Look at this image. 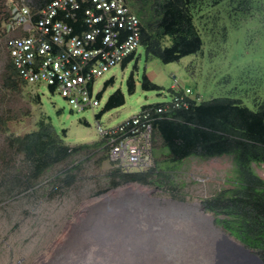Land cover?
Masks as SVG:
<instances>
[{
	"label": "rangeland",
	"instance_id": "obj_1",
	"mask_svg": "<svg viewBox=\"0 0 264 264\" xmlns=\"http://www.w3.org/2000/svg\"><path fill=\"white\" fill-rule=\"evenodd\" d=\"M27 1L7 0L3 11L10 10L12 3L21 5ZM228 5V1L217 6L204 2L195 9V23L203 40L198 53L164 63L159 57L147 56L144 46H139L125 66L115 65L97 80L95 94L104 89L100 105L83 111L75 109L44 83L22 84L17 89L6 87L10 61L7 41L20 31L11 19L2 21L0 264H88L93 259L99 260V264H138L130 253L134 252L133 239L138 237L137 243L141 240L137 234L143 229L142 219L136 213L125 214L129 210L127 202L139 197L142 204L145 200L152 201L149 204L154 211L160 207L173 212L167 229L174 223L177 228L183 221L189 224L193 216V212L171 210L170 204L196 206L211 218L212 228L242 245L204 207L205 200L233 186L236 171L232 156L205 160L189 157L174 162L157 135L154 176L149 178V184L132 182L114 187L116 167L108 160L98 131V122L104 128H113L139 114L144 106L173 101L176 81L190 88V96L199 102L230 98L257 110L264 101V14L258 9H253L250 15L234 13ZM131 75L135 80L132 93L127 84ZM144 75L159 89L145 90ZM110 80L113 83L105 87ZM117 90L124 94L125 103L97 119L109 96ZM42 116L58 132L67 130L66 144L87 146L33 179L29 163L10 147L9 137L36 130ZM254 168L264 177V166L254 164ZM154 178L159 182H154ZM131 189L134 191L130 192ZM200 223L198 227L207 230ZM159 241L167 243L162 238ZM152 251L155 259L171 264L170 257L164 258L167 254L163 247L156 246Z\"/></svg>",
	"mask_w": 264,
	"mask_h": 264
},
{
	"label": "trees",
	"instance_id": "obj_2",
	"mask_svg": "<svg viewBox=\"0 0 264 264\" xmlns=\"http://www.w3.org/2000/svg\"><path fill=\"white\" fill-rule=\"evenodd\" d=\"M6 1L0 0V26L4 19L13 16L11 11L14 3L10 5V10L3 11ZM51 1L28 0L26 4L33 10H39ZM225 1L229 2L228 9L231 12L250 15L253 9H258L259 13L264 14V0H126L141 21L142 45L147 56L159 57L164 63L179 61L202 49L203 40L195 23V9L200 8L204 2L217 6ZM133 58L132 55L123 66ZM112 83L113 80L107 81L105 87ZM22 84L28 83L19 77L10 59L5 85L17 89ZM127 84L132 93L135 90L132 75ZM142 87L145 90L159 89L147 75L143 76ZM188 101V108L170 110L166 117L157 121V135L174 162L189 157L204 160L225 155L233 157L236 171L233 186L205 200L204 207L215 215L228 233L264 261V177L254 168V164L264 166V101L257 110L230 98L201 102L196 98H188ZM124 103V94L117 90L109 96L104 109L96 116L97 119L107 110ZM66 133L67 130L58 132L51 121L42 116L36 130L22 135H10L9 145L23 155L29 163L31 178L37 179L51 167L87 146L72 147L66 144ZM101 141L104 145V141ZM153 169L126 172L116 168L113 186L132 182L147 185L151 180L149 178L154 176ZM157 180L153 179L158 183Z\"/></svg>",
	"mask_w": 264,
	"mask_h": 264
},
{
	"label": "built area",
	"instance_id": "obj_3",
	"mask_svg": "<svg viewBox=\"0 0 264 264\" xmlns=\"http://www.w3.org/2000/svg\"><path fill=\"white\" fill-rule=\"evenodd\" d=\"M12 25L19 35L7 41L12 64L28 84L44 83L78 111L100 105L96 82L111 67L135 56L142 26L126 0H53L39 10L13 7ZM173 101L146 107L116 127L98 131L108 160L126 172L155 165L157 121L176 108H188L192 90L176 81ZM197 99V98H196ZM198 100V99H197Z\"/></svg>",
	"mask_w": 264,
	"mask_h": 264
},
{
	"label": "bare ground",
	"instance_id": "obj_4",
	"mask_svg": "<svg viewBox=\"0 0 264 264\" xmlns=\"http://www.w3.org/2000/svg\"><path fill=\"white\" fill-rule=\"evenodd\" d=\"M133 191L130 190V192ZM145 201L146 203L142 204L141 197L129 200L127 202L129 210L125 214L136 213L142 219L140 224L143 229H140L141 231L137 234V236L140 235L141 240L137 243L139 238L133 239L131 250L134 252L130 253L138 264H163L161 259L154 258L156 254L152 249L156 246L163 247L167 254L164 258L170 257L171 264H264V261L250 249L231 241L219 230L212 228L214 225L212 226L211 218L202 213L198 207L170 204L171 210L193 212V216L189 224L183 221L184 224H180L177 228V223H174L171 229H167V222L173 212L160 207L154 211L153 206L149 204H152V201ZM200 222L207 226V230L198 227V224L201 225ZM135 231L137 233L136 227ZM160 238L167 243L160 242ZM133 246L137 247L132 249ZM171 249L179 253H172ZM90 263L99 264L100 262L93 259L88 264Z\"/></svg>",
	"mask_w": 264,
	"mask_h": 264
}]
</instances>
